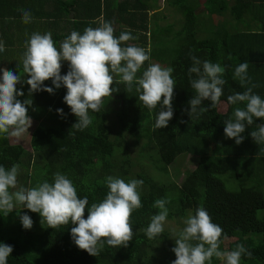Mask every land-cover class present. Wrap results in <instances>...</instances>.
<instances>
[{
    "label": "trees",
    "instance_id": "16d2710c",
    "mask_svg": "<svg viewBox=\"0 0 264 264\" xmlns=\"http://www.w3.org/2000/svg\"><path fill=\"white\" fill-rule=\"evenodd\" d=\"M156 1L0 0V18L15 17L22 22L19 10L25 9L31 12L32 18L50 19L54 25L66 18L71 31L80 33L86 27L96 28L101 21H109L116 27L117 35L130 32L136 39L127 42L148 52L150 59L138 76L149 64L158 63L172 67L175 80L173 117L168 126L161 129L154 128L159 107L149 112L139 101L135 86L132 92H127L122 83L111 85L119 91L104 98L99 113L89 110L92 124L81 131L71 128L76 117L63 101L65 87L55 89L54 94L40 91L29 96V86L17 84L16 88L24 93L17 99L21 102L31 99L27 114L39 121L30 137L33 154L20 145H11L9 137L0 135V165L9 169L18 164L25 187H35L44 181L51 183L54 174L59 172L73 182L80 198L88 197L90 206L106 196L107 176L128 182L133 179L131 166L142 165L145 171L146 159L157 174L141 171L135 174V179L143 181L139 190L142 207L131 214L134 237L128 246L114 248L105 244L97 257L74 244L70 236V229L74 227L71 223L49 228L41 224L38 213L21 205H16L7 216L0 212V242L13 247L7 264H171L176 259L171 251L175 247V236L164 229L161 236L150 240L144 231L151 217L160 211L153 206L159 198L170 201L166 205L169 210L166 221L187 218L195 214L197 207H203L211 221L223 229L221 251H231L237 244H243L252 255H242L240 264H264V151L248 138L239 145L234 139L226 138L223 123L232 117L235 107L227 103V97L243 93L251 86L242 87L239 79L234 78L235 68L240 63L248 62L247 75L251 83L257 85L253 94L264 99V0H176L172 3L173 9L181 14L182 23L177 31L170 24L156 30L159 24H152V17L148 15L155 9ZM49 2L53 3L51 9H47ZM228 12L240 24H248L245 22L248 17L257 21L261 25L259 32L248 28L237 31L227 27L229 23L224 19L215 22L216 16ZM193 55L201 61L219 63L225 69L222 78L226 83L215 108L204 100L202 106L209 110L189 117L188 101L195 94L188 73ZM13 70L22 79L28 78L22 66ZM67 71L61 69V75ZM44 86L53 87L51 80L45 81ZM56 109H63V116ZM115 114L113 121L111 117ZM260 124H264V119L254 118L242 135L249 134L251 129L257 130ZM128 141L137 150L133 158L127 154L128 147L123 146ZM181 156L194 158L197 164L176 184L169 178L167 167ZM252 161L258 165L256 170L252 168ZM245 174L250 178H245ZM223 175H232L235 181L242 182L229 190L233 182H223L220 179ZM246 179L251 181L249 186ZM24 214L30 216L33 225H38L24 229L20 221ZM87 214L86 208L85 219ZM211 264L223 262L213 257Z\"/></svg>",
    "mask_w": 264,
    "mask_h": 264
},
{
    "label": "clouds",
    "instance_id": "9594fccd",
    "mask_svg": "<svg viewBox=\"0 0 264 264\" xmlns=\"http://www.w3.org/2000/svg\"><path fill=\"white\" fill-rule=\"evenodd\" d=\"M22 22H32L29 10L20 9ZM136 39L130 32H122L114 36V28L109 21H101L96 28L86 27L83 34L73 30L56 47L52 33L41 34L33 32L25 41V51L22 54L24 80L19 74L7 69H0V135L5 138L19 139L28 133L32 120L28 116V106L31 99L23 102L17 97L23 96V91L16 88L17 84L26 83L29 96L34 92L45 91L54 94L61 86L66 88L63 97L76 122L71 126L84 130L92 124L89 110L99 113L105 97L119 91L110 87L114 83H122L127 92L135 91L138 99L151 112L159 107L154 128L168 126L173 117L172 101L174 98L175 80L172 77L173 68L163 67L158 63L149 64L141 75L146 61L150 59L148 52L134 44L122 46L123 42ZM5 51V44L0 40V52ZM192 66L189 67V80L194 95L188 101L189 117L199 116L207 112L208 107L202 106V101L211 102L215 108L223 95L222 78L225 69L219 63L201 61L191 56ZM68 62V71L61 75L63 62ZM249 64L244 61L235 68L234 78L239 79L241 86L251 84L243 93H234L227 97V103L235 106L232 117L223 123L224 135L234 139L239 145L243 142L246 125H251L256 119H264V99L253 94L256 84L251 83L247 75ZM119 80L114 78V75ZM194 77V78H193ZM51 80L53 87L44 86ZM163 98V99H162ZM243 104V107L240 105ZM63 116V109H56ZM250 136L257 144H264V124L251 131ZM19 165L14 164L9 169L0 165V212L7 216L21 205L41 217V224L57 229L74 225L70 236L78 249L97 257L105 244L110 247H127L133 239L134 232L130 217L134 210L142 207L140 188L142 180L131 179L125 182L116 176H107L105 183L108 192L101 202H92L89 206L87 196L80 198L73 182L62 173H55L52 182L44 181L35 187L24 188L18 184ZM169 200L159 198L154 201V207L160 211L151 217L144 230L148 239H155L164 232V223L168 217L166 205ZM87 208V218H84ZM24 229H31L33 221L27 214L20 216ZM184 227L175 234V247L171 251L176 259L171 264H211L213 257L223 264H240L242 255L251 256L243 244H237L234 250L221 251V236L223 229L211 221V217L203 207H197L195 214H189L183 220ZM13 251L11 245L0 242V264H7V258Z\"/></svg>",
    "mask_w": 264,
    "mask_h": 264
},
{
    "label": "crops",
    "instance_id": "0c3cea01",
    "mask_svg": "<svg viewBox=\"0 0 264 264\" xmlns=\"http://www.w3.org/2000/svg\"><path fill=\"white\" fill-rule=\"evenodd\" d=\"M232 5L233 3L231 1V6ZM47 7V9H51L53 7V3L49 2L47 4ZM224 17H228L227 20H230L227 27H233L237 31H243L249 27L248 20L245 21L248 24H240V22L238 23V21L230 17L229 12L222 14V16H216L217 19L221 18L222 20L224 19ZM222 20H220V22ZM250 23L251 26H253V28H251L250 30H252L253 32H259L261 26L260 23L254 20H251ZM115 29L116 27H114V36L118 37L119 35L116 34ZM49 31L52 33V39L55 42L56 47L59 48V44L71 33V25L66 23V18L64 19V22L60 21L57 25H54L52 20L50 19L40 20L37 17L33 18L32 22L29 24L22 23L20 19H17L15 17L3 16L2 18H0V40H2L5 44V51L0 52V69H7L14 72L13 69L22 66V54L25 51V41L29 39L30 35L33 32L44 34ZM81 34H83V31L81 32ZM56 35H59L60 37L57 38ZM129 44L135 43L126 42V44L122 43V46H127ZM61 69L68 70L67 61L63 62ZM251 130L255 131V129ZM244 138H248L249 142L252 144L253 139L251 138L250 133L246 134ZM257 146L260 148V151H264L263 144H257ZM251 163L254 164L252 168L256 170L258 165H256L254 161H252ZM247 177L250 178V176H245V178ZM246 184L247 186H249L251 184V181L249 179H246Z\"/></svg>",
    "mask_w": 264,
    "mask_h": 264
},
{
    "label": "rangeland",
    "instance_id": "374dc122",
    "mask_svg": "<svg viewBox=\"0 0 264 264\" xmlns=\"http://www.w3.org/2000/svg\"><path fill=\"white\" fill-rule=\"evenodd\" d=\"M117 2H120L122 0H116ZM176 0H157L156 4H155V9H152L151 11L148 12L149 17H152V24H155V22L157 24H159L160 28H156V30H161L163 26L166 25H173V30L177 31L179 29V26L182 24L180 19H181V14L178 12V10H174L173 9V5L172 3L175 2ZM203 0H200V2H202ZM153 3V2H152ZM170 5H169V4ZM172 5V6H171ZM218 18V17H217ZM215 18V22H220V19ZM228 17H224V22L229 23L230 20H226ZM246 20L249 21V27L248 29L253 28V26H251V18L248 17L246 18ZM159 34V33H158ZM17 86V85H16ZM115 116H112L111 118L115 119ZM32 120V124L31 127L28 129V133L23 134L22 137H20L19 139L16 138H12L9 137V142L11 145H20L26 152L33 154V151L30 147V137L31 134L33 132V130L36 128L37 124L39 121L31 118ZM43 121V120H42ZM131 141H128V143H123V146L128 147L127 150V154L128 156H130L131 158H133L134 156H136V148H133L132 145L130 144ZM197 164V160L194 158H191L189 156H181L179 157L175 163L171 164L170 166L167 167V171H168V175L169 178H171L172 180H174V182L176 184H180L181 180L184 178L185 174L187 172L192 171ZM144 165V169L145 171H142L141 166L138 165H132L130 168V176H132L133 179H135V174H138L140 171L141 172H146L147 174H151V175H156L157 173L154 172L155 170L153 169V167L151 166V164L147 161V159L144 161L143 163ZM147 166L149 167V169L147 168ZM141 169V170H140ZM19 171H21L19 169ZM29 171H33L29 168ZM23 174V172L21 173ZM247 176V174H245ZM20 174L18 173V184H17V189H12L11 191H15L18 190L19 187H24V188H28L27 186L25 187V182H21L20 180ZM220 179L223 182H233L230 186H229V190H234V185L236 186L235 188H237L239 186V184H241L240 181H235V177L232 175H223L220 177ZM20 182V183H19ZM28 185V183H27ZM20 206V205H19ZM186 218H182V219H176L174 221H165L164 223V229L168 230L172 233L173 236H175L176 233H178L183 227V220ZM35 225H38L37 223H35L33 225V227H35Z\"/></svg>",
    "mask_w": 264,
    "mask_h": 264
}]
</instances>
